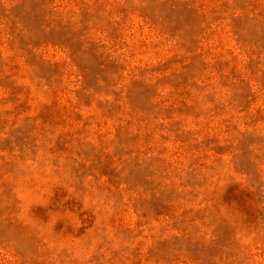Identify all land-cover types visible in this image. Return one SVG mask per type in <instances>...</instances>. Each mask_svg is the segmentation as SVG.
Listing matches in <instances>:
<instances>
[{"label":"rangeland","instance_id":"rangeland-1","mask_svg":"<svg viewBox=\"0 0 264 264\" xmlns=\"http://www.w3.org/2000/svg\"><path fill=\"white\" fill-rule=\"evenodd\" d=\"M0 264H264V0H0Z\"/></svg>","mask_w":264,"mask_h":264}]
</instances>
